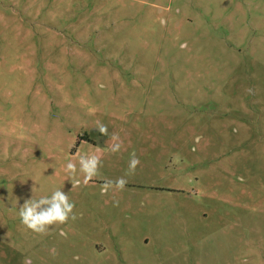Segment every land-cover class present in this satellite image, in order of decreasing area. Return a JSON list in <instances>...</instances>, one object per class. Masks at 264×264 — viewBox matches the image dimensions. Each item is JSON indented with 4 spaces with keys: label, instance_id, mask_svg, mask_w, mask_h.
Wrapping results in <instances>:
<instances>
[{
    "label": "rangeland",
    "instance_id": "1",
    "mask_svg": "<svg viewBox=\"0 0 264 264\" xmlns=\"http://www.w3.org/2000/svg\"><path fill=\"white\" fill-rule=\"evenodd\" d=\"M0 264H264V0H0Z\"/></svg>",
    "mask_w": 264,
    "mask_h": 264
},
{
    "label": "clouds",
    "instance_id": "2",
    "mask_svg": "<svg viewBox=\"0 0 264 264\" xmlns=\"http://www.w3.org/2000/svg\"><path fill=\"white\" fill-rule=\"evenodd\" d=\"M186 47V45H182ZM100 134L110 136L113 142L109 145L111 153L115 154L120 152L123 147V141L117 133L109 134L108 126L100 121L96 122L95 128ZM79 168L77 169L76 163L69 160L65 165V172L70 178L75 177L77 172L83 176L82 183H88L100 179L101 192L107 194L109 190L123 191L128 183L124 177L111 179L102 177L100 168L102 167V159L97 154H80L78 155ZM140 164L139 158L133 152L130 156L128 163V171L125 175L134 174L137 166ZM77 185L81 181L76 182ZM34 191V188L33 190ZM118 205V201L114 202ZM75 203L69 198L62 188L52 191L50 196H41L39 199H27L22 206L18 208V216L21 224L27 229L40 235H47L53 225L66 224L69 219L76 220L77 214L74 212ZM63 235V232L61 233ZM55 254V250H53Z\"/></svg>",
    "mask_w": 264,
    "mask_h": 264
}]
</instances>
